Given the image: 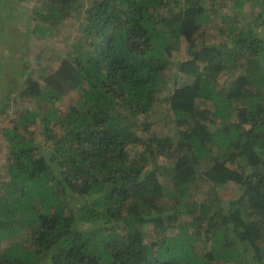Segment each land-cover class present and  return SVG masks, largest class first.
<instances>
[{
  "label": "trees",
  "instance_id": "1",
  "mask_svg": "<svg viewBox=\"0 0 264 264\" xmlns=\"http://www.w3.org/2000/svg\"><path fill=\"white\" fill-rule=\"evenodd\" d=\"M229 1L215 23L204 0H94L44 85L9 88L7 105L21 85L52 104L4 134L0 264H264V35L241 25L264 26V0ZM212 21L219 42L203 44ZM161 122L169 134L152 132Z\"/></svg>",
  "mask_w": 264,
  "mask_h": 264
},
{
  "label": "rangeland",
  "instance_id": "2",
  "mask_svg": "<svg viewBox=\"0 0 264 264\" xmlns=\"http://www.w3.org/2000/svg\"><path fill=\"white\" fill-rule=\"evenodd\" d=\"M94 0H76L72 1L68 5V13H60L54 20L48 24H41V20L37 18L36 13L41 12L45 14L47 10V0H0V180L3 181L5 170L10 164L9 162V145L5 140L6 128L13 126L12 120L15 118V114H25L28 112H34L42 114L43 108L49 104V101L44 102L34 99L23 98L20 96V90L23 89V85L15 89L10 96L8 105L4 99L8 93L9 85L23 83V80L27 77L33 79L41 87L44 85V78L51 72H53L59 65L61 59L66 52L71 50L74 42L78 40L81 34L80 27L84 21L86 10L91 7V2ZM205 9L209 11L210 16L215 23L221 22V17H229L232 12L229 10V0H204ZM247 7V6H246ZM65 11V12H66ZM247 11V10H246ZM36 12V13H35ZM250 13V10L245 12V15ZM250 15V14H249ZM247 15V16H249ZM246 16V17H247ZM220 17V18H219ZM248 18V17H247ZM242 19L243 28L252 26L257 32L263 33L264 26L262 23L252 24L251 20ZM214 22H210L206 25V33L203 38H200V42L203 44L211 42H219L220 36L217 30H210ZM261 24V25H259ZM41 25V26H39ZM208 31V32H207ZM199 42V44H200ZM201 45V44H200ZM185 42H182L178 50L172 53V59L175 65L178 60H182L185 57ZM187 49V48H186ZM9 72V73H8ZM23 74V75H22ZM22 76V79L20 77ZM6 76V85L4 86L3 77ZM169 76V75H167ZM18 77V78H17ZM10 78V79H9ZM172 80L166 77V83H163L161 88L162 92L167 93L169 83ZM171 82V81H170ZM161 96V95H160ZM5 101H4V100ZM76 90L69 92L63 96L57 103L59 109L66 111L72 105L75 104ZM4 110V111H3ZM18 112V113H17ZM158 108H154L151 118L148 119L151 123L159 118ZM40 117L36 119L35 123L29 125V130L33 131L41 126ZM168 122H161L154 131L168 133ZM33 140L42 149L46 147L41 143L38 135L33 133ZM46 155L45 150L43 151ZM6 178V177H5ZM8 180V177H7ZM205 190L201 193L205 194ZM222 196L226 200L234 198V191L227 190ZM0 196H4V191L0 190ZM86 227V226H83ZM145 240L147 241L149 236L153 233L151 226L144 227ZM24 230L21 231V235L24 234ZM202 244L197 248L200 250Z\"/></svg>",
  "mask_w": 264,
  "mask_h": 264
},
{
  "label": "crops",
  "instance_id": "3",
  "mask_svg": "<svg viewBox=\"0 0 264 264\" xmlns=\"http://www.w3.org/2000/svg\"><path fill=\"white\" fill-rule=\"evenodd\" d=\"M9 73V72H8ZM7 78H6V76L5 77H3V80H4V86L6 85V80ZM10 79V78H9ZM9 87H11L10 85H9Z\"/></svg>",
  "mask_w": 264,
  "mask_h": 264
}]
</instances>
